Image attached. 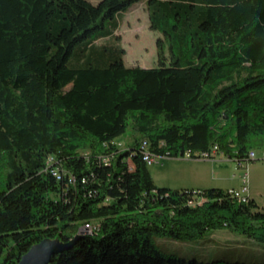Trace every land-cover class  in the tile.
Listing matches in <instances>:
<instances>
[{
    "label": "trees",
    "instance_id": "obj_1",
    "mask_svg": "<svg viewBox=\"0 0 264 264\" xmlns=\"http://www.w3.org/2000/svg\"><path fill=\"white\" fill-rule=\"evenodd\" d=\"M138 2L161 35L151 68L96 49ZM215 147L264 148V0H0V264L44 239L71 244L50 264H212L154 238L222 229L264 243L255 199L159 187L145 161Z\"/></svg>",
    "mask_w": 264,
    "mask_h": 264
},
{
    "label": "rangeland",
    "instance_id": "obj_2",
    "mask_svg": "<svg viewBox=\"0 0 264 264\" xmlns=\"http://www.w3.org/2000/svg\"><path fill=\"white\" fill-rule=\"evenodd\" d=\"M93 5L101 0H89ZM117 37H108L96 43V49L104 50L105 59L124 50L122 59L127 67L151 68L157 62L158 31L150 29L149 16L143 2H138L117 16ZM110 25V23H108ZM117 53V54H118ZM75 65L74 58L70 66ZM244 126V125H243ZM127 138H120L122 143ZM259 158L254 161L230 160L219 153L213 159L161 158L149 170L159 187L172 185H191L195 183L202 189L240 188L244 173H247L249 196L264 207V148L254 150ZM249 151V152H251ZM240 152L246 156L247 150L241 136ZM248 152V153H249ZM240 165L244 169L240 168ZM160 254L167 258L175 255L185 259H197L212 264L257 263L264 262V243L232 233L227 229L208 232L203 238L185 242L174 241L166 236L154 238Z\"/></svg>",
    "mask_w": 264,
    "mask_h": 264
},
{
    "label": "built area",
    "instance_id": "obj_3",
    "mask_svg": "<svg viewBox=\"0 0 264 264\" xmlns=\"http://www.w3.org/2000/svg\"><path fill=\"white\" fill-rule=\"evenodd\" d=\"M144 146H146V143L144 144ZM216 153H217V148L215 147L211 153H207V152L201 153V154H198L196 158H198V159H211L210 156L211 155L216 156ZM184 157L187 159H191L192 158L191 152H187ZM258 158H259V156L257 153H255L254 151L249 152L248 159L256 160ZM262 158H264V155L262 156ZM157 159H159V157L152 156L148 153L145 154V161L147 162L148 165L155 163L157 161ZM242 162L243 161H241L240 163H242ZM240 168L244 169V167L242 165H240ZM52 174L58 180L62 179V173L60 171H58V170L53 171ZM69 181L73 182L74 178L71 177L69 179ZM241 183L242 184H241L240 188H231V189H229V193L231 196L238 199L239 201L246 202L249 198V187L247 184V173H244L243 180ZM191 204L195 205V202H191ZM82 232L93 233L94 231L92 230V225L89 224V230H82Z\"/></svg>",
    "mask_w": 264,
    "mask_h": 264
},
{
    "label": "water",
    "instance_id": "obj_4",
    "mask_svg": "<svg viewBox=\"0 0 264 264\" xmlns=\"http://www.w3.org/2000/svg\"><path fill=\"white\" fill-rule=\"evenodd\" d=\"M79 234H84L82 228ZM71 244L64 245L58 240L44 239L38 244L33 245L27 253H25L18 264H50L52 259L61 253Z\"/></svg>",
    "mask_w": 264,
    "mask_h": 264
},
{
    "label": "crops",
    "instance_id": "obj_5",
    "mask_svg": "<svg viewBox=\"0 0 264 264\" xmlns=\"http://www.w3.org/2000/svg\"><path fill=\"white\" fill-rule=\"evenodd\" d=\"M161 158H166V157H161ZM159 158V159H161ZM170 159V158H169ZM171 159H175V158H171ZM157 185V184H156ZM158 186V185H157ZM168 187V186H167ZM168 188H172V189H182V188H188V189H202L200 188L199 185L195 184V183H192L191 185H172V187H168ZM231 189V188H229Z\"/></svg>",
    "mask_w": 264,
    "mask_h": 264
},
{
    "label": "bare ground",
    "instance_id": "obj_6",
    "mask_svg": "<svg viewBox=\"0 0 264 264\" xmlns=\"http://www.w3.org/2000/svg\"><path fill=\"white\" fill-rule=\"evenodd\" d=\"M95 227H92V230H94ZM82 230H89V224L85 225L84 227H82ZM84 234L89 233V232H83Z\"/></svg>",
    "mask_w": 264,
    "mask_h": 264
}]
</instances>
